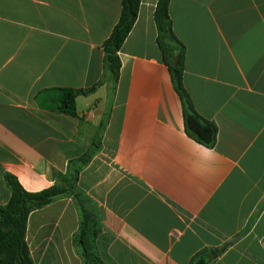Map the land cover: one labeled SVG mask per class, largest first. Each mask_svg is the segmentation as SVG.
<instances>
[{
    "label": "crops",
    "instance_id": "obj_1",
    "mask_svg": "<svg viewBox=\"0 0 264 264\" xmlns=\"http://www.w3.org/2000/svg\"><path fill=\"white\" fill-rule=\"evenodd\" d=\"M158 1L141 0L114 83L103 46L123 0H0V207L7 174L28 192L50 188L101 130L77 190L105 264H264V0H171L184 86L218 128L212 149L185 131L158 45ZM96 85L77 98L76 118L44 93ZM80 224L73 197L32 213L34 264H83Z\"/></svg>",
    "mask_w": 264,
    "mask_h": 264
},
{
    "label": "trees",
    "instance_id": "obj_2",
    "mask_svg": "<svg viewBox=\"0 0 264 264\" xmlns=\"http://www.w3.org/2000/svg\"><path fill=\"white\" fill-rule=\"evenodd\" d=\"M171 0H159L154 14L158 30V45L163 62L169 68L174 88L183 104L184 125L187 135L199 144L212 149L218 138L217 126L201 116L191 101L184 86V65L186 47L176 36L170 16ZM141 0H123L120 19L110 38L104 43L105 66L114 83L118 81L121 61L118 56L123 44L131 33L138 18ZM98 85L89 90L57 89L46 90L51 95L52 109L70 117H78L76 100L84 94L96 91ZM102 129V124L101 128ZM101 131V130H100ZM100 131L93 142V150L69 162L65 174L56 173L57 184L39 192H28L18 179L10 174L5 176L11 191L10 201L0 207V264H34L26 241L28 221L32 213L41 210L59 198L73 197L81 215V224L74 236L83 264H105L94 248L98 233L97 219L86 207V200L78 192L77 184L82 170L89 164L99 149ZM220 252H212L216 257ZM196 264H208L201 258Z\"/></svg>",
    "mask_w": 264,
    "mask_h": 264
}]
</instances>
